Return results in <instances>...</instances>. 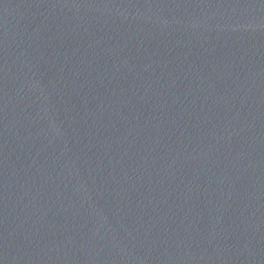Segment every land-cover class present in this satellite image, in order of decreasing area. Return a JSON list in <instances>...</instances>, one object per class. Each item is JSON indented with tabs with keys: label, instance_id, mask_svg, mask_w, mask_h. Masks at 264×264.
I'll return each mask as SVG.
<instances>
[{
	"label": "water",
	"instance_id": "obj_1",
	"mask_svg": "<svg viewBox=\"0 0 264 264\" xmlns=\"http://www.w3.org/2000/svg\"><path fill=\"white\" fill-rule=\"evenodd\" d=\"M0 264H264V0H0Z\"/></svg>",
	"mask_w": 264,
	"mask_h": 264
}]
</instances>
